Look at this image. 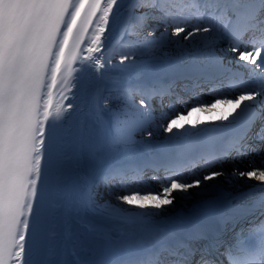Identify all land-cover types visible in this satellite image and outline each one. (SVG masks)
<instances>
[{"label": "snow or ice", "instance_id": "1", "mask_svg": "<svg viewBox=\"0 0 264 264\" xmlns=\"http://www.w3.org/2000/svg\"><path fill=\"white\" fill-rule=\"evenodd\" d=\"M0 264H264V0H0Z\"/></svg>", "mask_w": 264, "mask_h": 264}, {"label": "bare ground", "instance_id": "2", "mask_svg": "<svg viewBox=\"0 0 264 264\" xmlns=\"http://www.w3.org/2000/svg\"><path fill=\"white\" fill-rule=\"evenodd\" d=\"M220 111H221V108H220V106H218L217 109H215V112H213V113L193 112V113H191V115L188 116V119L190 121H194V120L199 119L202 122L211 123V122H213L212 118L215 115L220 114ZM251 183H253V182H251ZM194 203H195V199L187 201L186 204H184V203L177 204L176 208L172 212H170L168 215L175 216L176 213L182 212L183 210L189 212V210L192 208V205Z\"/></svg>", "mask_w": 264, "mask_h": 264}, {"label": "rangeland", "instance_id": "3", "mask_svg": "<svg viewBox=\"0 0 264 264\" xmlns=\"http://www.w3.org/2000/svg\"><path fill=\"white\" fill-rule=\"evenodd\" d=\"M116 59H118V57L116 58ZM218 115V114H217ZM216 116V115H215Z\"/></svg>", "mask_w": 264, "mask_h": 264}]
</instances>
